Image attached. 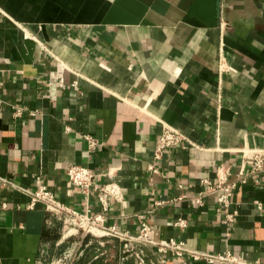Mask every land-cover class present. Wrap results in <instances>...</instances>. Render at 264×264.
<instances>
[{"label":"crops","instance_id":"1","mask_svg":"<svg viewBox=\"0 0 264 264\" xmlns=\"http://www.w3.org/2000/svg\"><path fill=\"white\" fill-rule=\"evenodd\" d=\"M163 125L191 145L155 162ZM261 149L264 0H0V264L68 252L71 264H137V254L144 264H229L159 252L169 240L264 264V176L236 189L229 226L216 196L190 200L221 168L235 180ZM70 166L120 189L104 228L138 237L144 222L156 245L125 255L117 238L63 234L41 204L29 209L21 190L45 186L70 211L101 212L95 194L69 183Z\"/></svg>","mask_w":264,"mask_h":264},{"label":"built area","instance_id":"2","mask_svg":"<svg viewBox=\"0 0 264 264\" xmlns=\"http://www.w3.org/2000/svg\"><path fill=\"white\" fill-rule=\"evenodd\" d=\"M15 116H21L20 109L15 110ZM84 139L87 142L88 149L93 150L98 146V143L90 136H85ZM190 145V141L180 131L171 126L163 125L160 137L153 151V159L155 162H160L164 152L167 149L173 147L185 149ZM252 155L253 157L250 164L242 166V168L235 175V180L229 181V171L225 168H221L214 180L205 179L200 182L201 190L197 194L192 195L190 197V200H192L196 206L202 207L204 204V199L206 197L213 195L216 196L217 204L219 207L218 211L224 215L225 223L227 224V226L234 224L236 222L237 212L235 210H230L229 207L231 205V199L234 196L236 189L239 186L248 183L258 184L259 178L261 176H264V149L252 151ZM149 171L151 173H157V168L152 165L150 166ZM66 175L69 183L73 187L78 188L86 197L90 194H95L101 206V212L99 214L91 217L88 216V214L81 215L68 210L63 204L56 200L54 195L45 186H40L34 192L21 190L23 193L27 194L30 197L29 209L33 208V206L38 203L43 206L46 213H48L55 219L60 220L61 218H71L75 221H79L83 225H86L88 228L103 232L102 237L110 236L113 238H117L118 240L126 243L123 245V253L125 255H129L131 254V252H133V243L156 245L149 239L151 230L149 226L144 222L141 223L140 235L138 237H131L127 236L126 234H120L114 228H104L102 226L103 216L109 209L110 201H119L121 199L120 189L115 183H99L97 181L99 175L82 166H70L66 171ZM109 175L110 173H108V176ZM187 198L188 196H180L169 202L157 201L154 203V205L156 207H161L164 204L180 201ZM63 222L67 224L66 220ZM176 225L178 227L185 226L181 220H178ZM94 236L101 235L97 234ZM158 247V251L161 253L171 251L174 252V254L177 256L188 254L195 260H206L208 262L219 261L229 264H260L258 262L248 263L237 261L230 255L210 256L203 252L191 251L186 249L182 242H176L174 240H169L168 242L162 243L158 245ZM66 257L68 256L64 255L63 258L65 259ZM135 258L138 264H144V260L139 254L135 255Z\"/></svg>","mask_w":264,"mask_h":264},{"label":"rangeland","instance_id":"3","mask_svg":"<svg viewBox=\"0 0 264 264\" xmlns=\"http://www.w3.org/2000/svg\"><path fill=\"white\" fill-rule=\"evenodd\" d=\"M65 220L67 221V224L63 222ZM56 221L61 223V226H62L61 227V229H62L61 231H62L63 234H69V235H72V236H74V235L75 236L83 235L84 237L92 236V234H94V235L98 234V235H101V236L103 235V233H101V231L95 230V229H92V228H88L86 225H83L79 221H75L74 219H71V218H65V219L61 218L60 220L56 219ZM98 238L99 237L96 236V240ZM122 248H123V245H122ZM64 255L68 256V257H66L67 259L63 258ZM64 255H62L60 258H57L56 260L50 261L47 264H71V262H73V259H72L73 255H71V253H69V252L64 254Z\"/></svg>","mask_w":264,"mask_h":264},{"label":"bare ground","instance_id":"4","mask_svg":"<svg viewBox=\"0 0 264 264\" xmlns=\"http://www.w3.org/2000/svg\"><path fill=\"white\" fill-rule=\"evenodd\" d=\"M101 233H103V232H101Z\"/></svg>","mask_w":264,"mask_h":264}]
</instances>
